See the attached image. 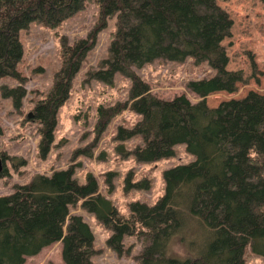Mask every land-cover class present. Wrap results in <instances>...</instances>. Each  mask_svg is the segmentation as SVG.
<instances>
[{"label":"trees","instance_id":"trees-1","mask_svg":"<svg viewBox=\"0 0 264 264\" xmlns=\"http://www.w3.org/2000/svg\"><path fill=\"white\" fill-rule=\"evenodd\" d=\"M85 2L98 7L97 23L72 45L63 38L61 67L33 108L39 157L50 151L57 109L67 99L74 74L97 32L114 17L107 57L90 77L111 85L119 73L130 80V90L128 101L97 109L96 137L128 108L140 119L131 128L119 126L116 139L139 138L141 144L123 152L148 163L172 156L174 146L184 144L194 159L165 169L164 193L153 205L130 203L127 214L100 193L93 174L79 184L72 167L15 185L11 194L0 196V264H24L56 242L61 243L63 264H93L98 253L94 234L81 215L69 214L78 204L110 231L105 244L117 256L129 253L125 238L141 241L139 264H245L246 248L264 258V96L250 91L215 107L206 104L208 95L233 93L243 82L241 71L227 69L221 42L230 36L232 21L216 0H0V78L23 79L17 70L21 30L32 22L55 30ZM187 58L213 71L188 81V90L199 98L195 103L182 95L170 100L154 96L134 71L156 60ZM0 90L20 107V86ZM0 157L25 163L16 156ZM6 174L4 165L0 177ZM128 187L148 190L150 182Z\"/></svg>","mask_w":264,"mask_h":264},{"label":"rangeland","instance_id":"rangeland-1","mask_svg":"<svg viewBox=\"0 0 264 264\" xmlns=\"http://www.w3.org/2000/svg\"><path fill=\"white\" fill-rule=\"evenodd\" d=\"M216 4L232 21L230 36L221 42L228 57L227 69L241 71L243 82L237 84L233 93L220 91L208 95L206 104L215 107L223 100L242 98L250 91L264 96V1L216 0ZM97 20L98 7L93 2H85L80 11L55 30L32 22L19 32L22 58L17 70L23 79L19 82L0 78V89L20 86L24 95L20 107L16 108L13 99L2 97L0 90V155L16 156L25 163L4 161L7 174L0 177V196L11 194L15 185L28 183L36 174L50 176L54 171L72 167L73 178L79 184H84L86 176L93 174L100 193L119 212L127 214L130 203L139 201L153 205L164 193L162 172L165 169L193 161L184 144L175 145L172 156L148 163L137 162L132 153L123 152L141 144L139 138L116 139L119 126L131 128L140 119L128 108L111 118L96 137L97 109L128 101L130 90V80L119 73L114 75L111 85L90 77L107 57L114 17L107 19L105 28L97 32L94 45L74 74L67 99L57 109L50 151L45 157H39V123L33 119L34 105L51 88L54 75L61 67L63 38L68 45L84 39ZM134 71L148 84L154 96L170 100L182 95L192 103L199 98L188 90V81L207 78L213 73L206 63L195 64L190 58L183 62L156 60ZM85 149L90 156L83 153ZM145 179L150 182L148 190L128 187ZM69 214L81 215L94 234V248L98 253L92 258L93 264H139L136 258L143 249L141 241L125 238L129 253L119 257L106 247L110 231L93 216L79 204L72 207ZM174 249L182 252L179 246ZM244 260L245 264H264V258L253 255L249 248L245 250ZM24 264H63L61 243H53L36 256L26 258Z\"/></svg>","mask_w":264,"mask_h":264},{"label":"water","instance_id":"water-1","mask_svg":"<svg viewBox=\"0 0 264 264\" xmlns=\"http://www.w3.org/2000/svg\"><path fill=\"white\" fill-rule=\"evenodd\" d=\"M30 116H31V114L28 115V117H30ZM4 163L5 162L2 160V158H0V175L2 174Z\"/></svg>","mask_w":264,"mask_h":264}]
</instances>
